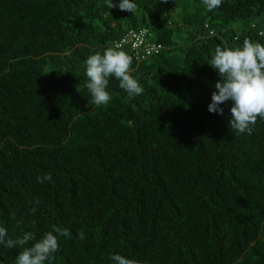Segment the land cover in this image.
<instances>
[{
    "label": "trees",
    "instance_id": "16d2710c",
    "mask_svg": "<svg viewBox=\"0 0 264 264\" xmlns=\"http://www.w3.org/2000/svg\"><path fill=\"white\" fill-rule=\"evenodd\" d=\"M120 2L0 0V227L69 229L51 264H264V120L249 135L228 127L231 102L208 111L216 47L264 45V0ZM143 28L165 47L139 62L121 46L143 93L110 78L93 104L85 60ZM20 251L0 245V264Z\"/></svg>",
    "mask_w": 264,
    "mask_h": 264
},
{
    "label": "clouds",
    "instance_id": "9594fccd",
    "mask_svg": "<svg viewBox=\"0 0 264 264\" xmlns=\"http://www.w3.org/2000/svg\"><path fill=\"white\" fill-rule=\"evenodd\" d=\"M166 3L167 0H164ZM208 11L220 7L223 0H202ZM110 9L117 7L113 0H108ZM121 11L135 14L137 5L132 0H121L118 5ZM214 36V35H210ZM88 89L92 103L107 105L111 96L107 91L109 79L119 81V87L126 91L130 98L139 96L144 89L139 80L132 75L133 58L121 46L116 44L107 47L103 54L97 52L85 60ZM218 73L219 81L215 83V91L211 95L208 106L210 113L223 115L224 109L220 105L231 102L230 120L228 127L237 133L251 134L257 119L264 120V45L245 39L242 46H217L208 64ZM42 180H51V173ZM35 212V209L32 210ZM55 233V234H54ZM69 229L53 226L52 231L36 239L31 232H26L21 238H7V230L0 227V245L7 249L23 247L16 257L15 264H51L53 254L59 250L58 236L69 237ZM84 239L83 232L79 233ZM29 241H35L30 247H24ZM110 260L114 264H139L135 259L126 258L120 254H113Z\"/></svg>",
    "mask_w": 264,
    "mask_h": 264
},
{
    "label": "built area",
    "instance_id": "2783aa9c",
    "mask_svg": "<svg viewBox=\"0 0 264 264\" xmlns=\"http://www.w3.org/2000/svg\"><path fill=\"white\" fill-rule=\"evenodd\" d=\"M210 35H214V32H210ZM259 35H264V28L259 30ZM118 44L129 45L134 58L139 62L160 55L165 50L164 45L154 42L150 31L144 28L139 31H130Z\"/></svg>",
    "mask_w": 264,
    "mask_h": 264
},
{
    "label": "rangeland",
    "instance_id": "374dc122",
    "mask_svg": "<svg viewBox=\"0 0 264 264\" xmlns=\"http://www.w3.org/2000/svg\"><path fill=\"white\" fill-rule=\"evenodd\" d=\"M171 18H172V19L177 18V15L174 14V15H172ZM233 29H234V31H235V33H236L237 35H242V33L245 32V30H246V26H245L244 24H242V23H236V24L233 25ZM186 30H188V28H186ZM184 37H186V33H184V32H182V33L178 36L177 40H178V42H179L180 44H182V43L184 42V40L182 39V38H184Z\"/></svg>",
    "mask_w": 264,
    "mask_h": 264
}]
</instances>
